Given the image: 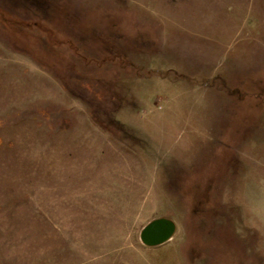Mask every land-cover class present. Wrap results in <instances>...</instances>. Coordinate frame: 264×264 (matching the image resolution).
Masks as SVG:
<instances>
[{
  "label": "rangeland",
  "instance_id": "374dc122",
  "mask_svg": "<svg viewBox=\"0 0 264 264\" xmlns=\"http://www.w3.org/2000/svg\"><path fill=\"white\" fill-rule=\"evenodd\" d=\"M0 264H264V0H0Z\"/></svg>",
  "mask_w": 264,
  "mask_h": 264
},
{
  "label": "water",
  "instance_id": "95a60500",
  "mask_svg": "<svg viewBox=\"0 0 264 264\" xmlns=\"http://www.w3.org/2000/svg\"><path fill=\"white\" fill-rule=\"evenodd\" d=\"M176 224L169 219H158L150 223L142 232L141 238L145 245L160 246L172 239L176 233Z\"/></svg>",
  "mask_w": 264,
  "mask_h": 264
}]
</instances>
